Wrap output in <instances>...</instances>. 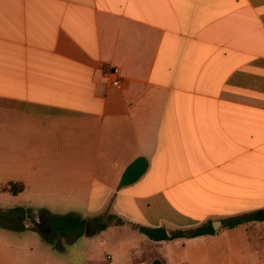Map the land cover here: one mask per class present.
<instances>
[{
  "label": "crops",
  "instance_id": "1",
  "mask_svg": "<svg viewBox=\"0 0 264 264\" xmlns=\"http://www.w3.org/2000/svg\"><path fill=\"white\" fill-rule=\"evenodd\" d=\"M139 157L147 172L119 189ZM108 203L125 240L109 226L68 243L84 264H264V0H0V214ZM140 243L162 255L134 259ZM65 252L0 224V264H77Z\"/></svg>",
  "mask_w": 264,
  "mask_h": 264
},
{
  "label": "rangeland",
  "instance_id": "2",
  "mask_svg": "<svg viewBox=\"0 0 264 264\" xmlns=\"http://www.w3.org/2000/svg\"><path fill=\"white\" fill-rule=\"evenodd\" d=\"M45 212L43 211H33V210H27L25 215H20L16 213H5L4 215L0 214V224L5 225H12V224H27L30 227H33L32 221L37 220L38 217ZM113 217L111 213V203H108L105 207V210L103 213L98 215L97 217L107 218V217ZM47 218L49 219L51 230L48 234H42L45 236V238L49 241H53L57 244H60V246H63L65 249L66 258H72L75 263L77 264H84L85 256L83 255L84 252H87L86 248L83 247L82 242H77L76 245H68V243H71L72 241H75L77 239V233L78 229L75 231H66L64 233H60L56 230L57 224L55 222V218L48 215ZM94 217L86 218L85 220L89 223L87 224L82 237H93L95 235L100 234L101 232L97 231V229L90 223L91 220ZM116 220L112 219L111 225L108 229H111L110 232H112L109 235L108 240L111 241V243H115L114 245H117L120 243V241L125 240V235L123 233H118L116 230L119 225H115L114 222ZM115 232V233H114ZM98 239H96L94 242L98 243ZM110 243V244H111ZM139 248L137 251L133 249L132 256L134 259L140 258V259H146L149 261L153 256L156 255H162L163 249L158 246H151L147 244H138ZM131 251V250H130ZM82 252V253H81Z\"/></svg>",
  "mask_w": 264,
  "mask_h": 264
},
{
  "label": "trees",
  "instance_id": "3",
  "mask_svg": "<svg viewBox=\"0 0 264 264\" xmlns=\"http://www.w3.org/2000/svg\"><path fill=\"white\" fill-rule=\"evenodd\" d=\"M6 190L11 194V195H17L23 190V186L20 184H10ZM14 213L20 214V215H25L26 211L21 208H17L13 210ZM112 219H115L114 217H107L102 218V217H96L91 220V224L97 229V231L101 232L106 230L110 225ZM255 220L258 221H264V215L260 217H255ZM55 222L57 224L56 230L59 231L60 233H64L66 231H75L79 230L77 233V238H80L83 236V232L89 223L86 220H83L78 217L74 216H63V217H57L55 218ZM115 225H121L120 220H116L114 222ZM240 224L239 220H236L234 222H229L227 223V226L229 228H233ZM139 233L145 235L148 239L152 241H172L175 239H193L205 235H214L215 231L212 228V224L208 223L204 226H201L199 228L193 229V230H186V231H175L171 232L170 235L166 234V231L164 229H150V228H144V227H138ZM45 238V236H43Z\"/></svg>",
  "mask_w": 264,
  "mask_h": 264
},
{
  "label": "water",
  "instance_id": "4",
  "mask_svg": "<svg viewBox=\"0 0 264 264\" xmlns=\"http://www.w3.org/2000/svg\"><path fill=\"white\" fill-rule=\"evenodd\" d=\"M148 166V161L145 158H136L123 171L118 188L122 189L137 183L147 172ZM32 225L41 234H48L51 230L49 219L44 214L40 215L37 220L32 221ZM219 225L218 222L212 223L213 230H216ZM154 264L158 263L155 262Z\"/></svg>",
  "mask_w": 264,
  "mask_h": 264
},
{
  "label": "built area",
  "instance_id": "5",
  "mask_svg": "<svg viewBox=\"0 0 264 264\" xmlns=\"http://www.w3.org/2000/svg\"><path fill=\"white\" fill-rule=\"evenodd\" d=\"M104 75L108 78V83L110 86L115 88H119L121 86L122 81L116 69L105 70Z\"/></svg>",
  "mask_w": 264,
  "mask_h": 264
}]
</instances>
